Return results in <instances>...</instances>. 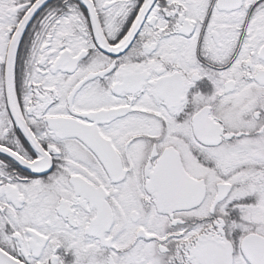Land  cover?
Wrapping results in <instances>:
<instances>
[{
    "label": "snow or ice",
    "instance_id": "snow-or-ice-1",
    "mask_svg": "<svg viewBox=\"0 0 264 264\" xmlns=\"http://www.w3.org/2000/svg\"><path fill=\"white\" fill-rule=\"evenodd\" d=\"M0 264H264V0H0Z\"/></svg>",
    "mask_w": 264,
    "mask_h": 264
}]
</instances>
